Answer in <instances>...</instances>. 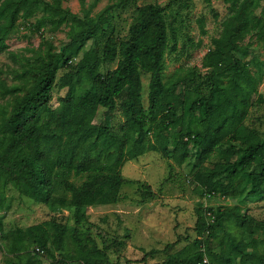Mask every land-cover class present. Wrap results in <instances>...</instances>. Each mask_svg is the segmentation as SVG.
<instances>
[{
    "label": "trees",
    "instance_id": "obj_1",
    "mask_svg": "<svg viewBox=\"0 0 264 264\" xmlns=\"http://www.w3.org/2000/svg\"><path fill=\"white\" fill-rule=\"evenodd\" d=\"M174 1L136 4L129 35L119 39L109 13L136 0H117L96 15L73 12L62 0H0V52L20 18L41 36L46 22L52 31L69 26V43L62 49L45 39L44 48L25 57L20 71H12L18 82L8 83L0 67V94L6 98L0 109V210L7 205V188L12 185L19 194L46 206L73 208L79 224L85 217L82 207L120 200L126 181L122 165L148 149L172 155L179 163L191 156L195 166L210 161L211 167L195 175L208 195L264 196V136L244 123L261 80L251 70L255 56H246L253 39L264 50V4L222 0L232 13L203 56L205 70L192 67L181 73L179 69L165 80V11ZM33 16L35 20L30 21ZM109 65L114 67L101 70ZM143 72L149 74L147 105ZM54 87L65 90L57 106L51 104ZM257 99L262 100V95ZM117 108L126 118L121 132L96 119L100 109L113 112ZM60 171L85 174L79 184L62 180L68 196L56 192ZM140 194L142 200L157 196L145 188ZM239 209V205L207 208L198 215L195 227L210 236L234 216L246 231L253 233L258 227L264 232V220ZM78 224L69 227L51 218L6 230L0 221V249L13 254L5 264H43L29 252L34 244L35 251L39 247L54 257V251L63 254L54 258L57 264L111 263L105 239L101 247L88 236L87 244ZM70 239L77 245L73 250ZM248 247L253 250L247 251ZM261 247L264 238L252 235L249 242L236 244L228 259L239 255V264H264ZM202 256L199 251L195 259L178 262L176 254H168L160 264H210Z\"/></svg>",
    "mask_w": 264,
    "mask_h": 264
},
{
    "label": "rangeland",
    "instance_id": "obj_2",
    "mask_svg": "<svg viewBox=\"0 0 264 264\" xmlns=\"http://www.w3.org/2000/svg\"><path fill=\"white\" fill-rule=\"evenodd\" d=\"M115 1L117 0H62V5L80 15H96L106 5ZM147 2L164 5L168 0H136V3L129 2L114 8L109 13L108 20L115 36L119 39L128 37L129 25L137 14L136 4ZM261 3L264 4V0H261ZM257 10L259 11L260 7ZM231 13L228 5L222 0L172 2L165 11L168 41L164 54V79L167 80L179 69L181 73H185L192 67H198L203 72V56L212 46V38L219 35L223 23L230 18ZM29 20L34 21L35 17ZM24 21V18H20L17 28L6 41V49L0 52V67L5 70L1 75L10 84L19 81L17 74L12 71H20L26 61L25 57L31 56L41 47L44 48L42 44L45 39L51 41L57 49H62L69 43L68 24L52 31L49 29L50 22H46L43 27L44 36H41L25 27ZM249 39L245 38L246 41ZM89 44L90 41L87 42V45ZM252 44L253 48L246 58L255 56L256 61L251 63V70L261 76V80L244 123L264 136V50L255 39ZM113 67L109 65L101 70L106 71ZM141 76L142 94L147 105L149 74L143 72ZM64 93V89L54 87L52 106L59 104L60 96ZM258 94L262 95V100L257 99ZM5 103L6 98L0 94V109ZM96 119L116 132H121L126 120L119 108L113 112L100 109ZM193 154L196 155L195 152ZM194 160L191 156L179 163L172 155L150 149L134 159L126 160L121 167L126 181L121 187L120 200L116 203L82 207L85 217L79 224L73 208L46 206L19 194L10 185L7 188V205L0 210V221L6 230L26 227L51 218H56L69 227L78 224L79 234L87 244H90L88 236L96 239L101 247L105 239L109 245L107 252L111 262L106 264H160L168 254H176L180 262L184 258L195 259L199 251L203 252V260L210 264H239V255L228 259L230 252L235 250L234 246L240 242H249L252 235L260 240L264 238V232L258 227H254L253 233H250L249 229L246 231L244 225L237 222L233 216L224 220L223 227L209 236L207 232L200 233L196 229L197 217L207 208L239 205L240 213L258 221L264 220V196L208 195L195 175L197 171L211 167L212 163L208 161L202 166H195ZM65 178L79 184L85 174L60 171L56 179L58 195H69L62 185ZM142 188L154 190L157 196L142 200ZM196 240H199V243ZM34 245L29 248V252L43 264H57L54 258L63 256L58 251H54L55 257L49 252L37 253L33 250ZM69 245L72 250L77 247L71 239ZM151 249L158 251L146 254V251ZM252 250L251 247L247 248V251ZM12 255L0 249V264H5ZM169 264L177 262L169 261ZM245 264H252V261Z\"/></svg>",
    "mask_w": 264,
    "mask_h": 264
},
{
    "label": "built area",
    "instance_id": "obj_3",
    "mask_svg": "<svg viewBox=\"0 0 264 264\" xmlns=\"http://www.w3.org/2000/svg\"><path fill=\"white\" fill-rule=\"evenodd\" d=\"M36 251L43 252V250H41L39 247H36Z\"/></svg>",
    "mask_w": 264,
    "mask_h": 264
}]
</instances>
